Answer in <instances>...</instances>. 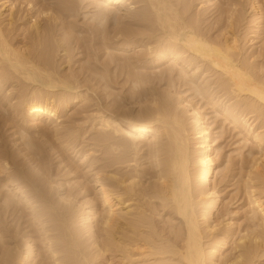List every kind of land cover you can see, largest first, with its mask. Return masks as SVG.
Returning a JSON list of instances; mask_svg holds the SVG:
<instances>
[{"label": "bare ground", "instance_id": "bare-ground-1", "mask_svg": "<svg viewBox=\"0 0 264 264\" xmlns=\"http://www.w3.org/2000/svg\"><path fill=\"white\" fill-rule=\"evenodd\" d=\"M16 1L3 0L1 4L10 17ZM18 5L19 13L28 17L29 25L23 28L32 48L29 50L27 42L22 49L23 45L13 47L0 28V106L6 107L0 115L9 112L12 120L23 119L26 128H35L34 136L51 139L77 154L73 144L80 136L79 129L74 131L60 120L62 112L73 109L83 123L95 128L90 140L93 146L104 147L101 152L105 155V163L95 166V161H86L90 153H80L91 187L81 191L83 186H75L74 199L51 178L44 153H39L38 144L30 143L32 137L21 136V146L0 143V213L12 216L18 210H28L32 222L43 229L45 263L91 264L103 258L101 264H119L120 258L116 257L117 262L112 254L120 247L123 253L126 248V264H264V202L257 191L264 184V0L53 1L58 8L51 6V0H26L24 6ZM82 10L90 14L82 13L91 22L83 25L87 33L103 34L106 54L117 46L126 53L105 60H116V67L125 70L129 86L123 100L106 101L114 77L105 67L103 71L94 67L77 73L69 66L66 71L62 67L70 58L60 63L55 60L60 51L66 55L70 50L68 40L73 33L69 34L64 19L60 24L67 31H62L57 21L61 14H65L61 19H69ZM109 20L112 28L107 32ZM141 63L143 68L154 63L165 66L151 76L139 70ZM211 75L215 81L209 80ZM12 84L19 89L13 92ZM181 86L206 98L213 110L218 109L215 113L258 149L259 155L252 157L243 173L247 206L243 214L247 229L243 231L234 230L231 211L214 215L220 195L213 176H223L226 167L217 168L215 138L199 108L178 90ZM219 90L228 95L223 96L224 103L213 98ZM259 119L262 123L252 127ZM189 139L196 145L192 160ZM143 148L145 162L138 163ZM114 167L115 173H111L109 168ZM123 168L126 171L119 173ZM54 188L58 190L55 198ZM75 192L80 195L78 200ZM122 194L127 202H134L135 210L117 208ZM114 199L119 202L115 204ZM1 215L0 264H28L36 249L24 239L26 234L16 240L21 230L5 226ZM152 215H167L177 222L160 234L150 221ZM42 217L50 220L47 230ZM67 218L70 223L80 222L84 232L74 230L78 222L68 228ZM125 219L126 245L121 248L114 234ZM94 222L99 223L96 229L102 236L97 235ZM5 239L13 240V249L5 247ZM19 242L26 246L24 251L15 247Z\"/></svg>", "mask_w": 264, "mask_h": 264}, {"label": "rangeland", "instance_id": "rangeland-1", "mask_svg": "<svg viewBox=\"0 0 264 264\" xmlns=\"http://www.w3.org/2000/svg\"><path fill=\"white\" fill-rule=\"evenodd\" d=\"M53 1L55 2L56 0H53ZM53 1L51 0V6H54V5H52ZM2 2H3V0H0V28L2 29L3 33L5 34L6 37L8 36V38L11 39V40H8V41H12V43H10V44L11 45L13 44V47L16 46V48H18V45H19V47L23 45L21 47V49H22L25 45L26 46L29 45L28 48H29V50H31V48H32V43H31L32 40L29 41V42L26 41V40H28V38H29V40L31 38L28 35V33H26L28 31L24 32V28L29 25L28 24V17H26V16L24 17V15H22V13H19V12H22V10L19 9V5H18V2H19L20 5L24 6L26 0H25V2H24V0H17L15 2V7L13 9V15L11 17L9 16V12L6 9V6H3V7L1 6ZM48 2L50 3V1H48ZM192 4H193V6L195 5L194 2ZM56 7L58 8V6H56ZM82 11H84V12H82ZM82 11H80L81 13L78 12V14H77L78 16L77 17L74 16L73 18H69L71 21L68 19V17H65V16H64V18L61 19V17H63L62 15H65V14H61V17L59 19L60 22L57 21V24L59 23L58 26L62 27V31H64V30L67 31L66 29L68 27L69 34L71 35V33L72 32L73 33L70 36L72 38L68 40V41H71V42H68V47H69L68 49H70V50H68L66 55L63 54V51H60L59 54H57L55 56V60L58 63H60V61L62 62L63 59H64L63 60V62H64L65 58H68V59L70 58L69 59V64H66L64 62V63H62V67L64 68L65 71L68 70V68L70 67V69L74 70V72L75 71L76 72L79 71L77 73H80L81 71L83 72L86 68L93 69L95 67V69L97 68V70L100 71V70L104 69V67H105L104 70L110 71L109 73L111 74V76L115 78V79L111 78V81H110V83H111L110 84V86H111L110 96L107 97L108 100H106V101H109L110 99H114V98H115L114 100L117 99V101H119L121 99L123 100V98H126L125 94L127 93V89H128L129 84L128 83L126 84V82H125V78H124V74H123V72L125 70H123V72H121L122 70H119L118 66L116 67L117 61L116 60H115V62L112 61V60H114L112 58H114L115 55H121V57H122V55H126V53L121 52V49H120L121 46H117L116 48H112L110 50V52L106 54L104 52V50L102 49V47H103L102 46V42H103V39H104L102 37L103 34H101L100 32L97 33V34L95 33L94 35H90L89 32L87 33L86 27H85L86 25L85 26H83V25L84 24H87V25L89 24L90 25L91 22L88 19L84 18L83 15L87 14L86 17H89L88 15H90V14L85 12L86 10H82ZM89 11H91V10H89ZM82 13H84V14L82 15ZM14 14H16V15H14ZM19 14H21V15H19ZM23 14H25V13H23ZM17 16L21 17V18L18 19ZM63 19H64V21H66L65 22L66 25L64 24L66 26V29H65V26L63 28V26L60 24ZM17 21H19V22H17ZM24 21H26V22H24ZM84 21H89V23H84ZM20 22L23 23L25 26L23 24H21ZM106 23H107L108 27L105 25L106 26L105 29L107 31V29L112 28V23H111V20L107 21ZM69 29H70V31H69ZM60 31H58V32L60 33ZM62 31H61V33H62ZM27 35L29 37H27ZM105 35H104V37H108V36H105ZM255 40L259 41V38H256ZM26 42L29 43V44H27ZM259 45H260V42L256 43V46H254V47L256 48ZM94 46H95V49H94ZM89 48H91V49H89ZM136 50L138 51L139 49H136ZM92 54H94V55H92ZM64 56H68V57H64ZM110 59H112L111 60L112 62L108 61L110 64L105 61V60H110ZM105 62L110 65V66H108V68H107V64ZM103 64L106 65V66H104ZM158 64L159 63H154L153 65H147L145 68H143V66H145V65L143 63H141L139 65V70H141L143 72H146V74H148V75H151L150 73H158L159 70L165 66L164 64L158 66ZM81 68H84V69H81ZM115 75L118 76V78ZM211 76L209 77V80L211 79L212 81H215V79H216V77H214L215 75L214 76L211 75ZM175 78H176V83H177V77H175ZM194 80H196V79H194ZM197 81L200 82L201 80H197ZM11 86H13V88H12L13 92H15L16 89L17 90L19 89L17 86H14V84H12ZM11 86H10V88H11ZM10 88H8V89H10ZM185 89H186V87L181 86V87H179L178 90L182 91V94L184 96H187L188 99L191 101V103L199 108L200 112L205 116L204 119H205L206 124L210 128L212 137L215 138V143H216L215 147L218 150V152H216L218 155H217V157L215 159V161L217 163V168L218 169H223V168L226 167V170H223V172H224L223 176H222V174L220 176L219 175L218 176H215V175L213 176L214 184L216 186V190L218 191V193L220 195L219 201H218V206H217V209H216L214 215L218 216L220 214L225 213L227 210L231 211L233 214L230 215V216L232 218L234 230L235 231H243L244 228L247 229L246 228V221H245V219L243 217L244 211L247 208V206H246V198H245L244 193H243L244 191L242 190L243 189L242 180L244 178L243 175H245L243 173H245V171L248 169L249 165L251 164L252 157H257L259 155L258 149L255 147V145L252 142H250L248 140L246 141L243 138V133L241 134V132H238V129H235V128L233 129L232 128L233 125L230 124V122L228 120H225L223 116L219 115V113H215V112L218 111V109H214L213 110L211 105L207 104V99L206 98H201L200 96H196V94H194L193 91L190 92V90H189V92H188V90L185 91ZM183 91H184V93H183ZM216 92H218V91H216ZM220 92L221 91L219 90V92L216 93L218 95V97L217 96L216 97L212 96V97L215 98V99L219 98V100L221 99L220 100L221 103H224L226 101L225 99L228 97V95L226 93L223 94V91H222L221 92L222 93V97H221V95H220L221 93ZM191 94H194V95H191ZM193 96H195V97H193ZM223 96H225V97L227 96V97L223 98ZM125 102H123V103H125ZM4 110L6 111V107L1 104V106H0V114H2V112ZM74 111L75 110L70 109V110L64 112V114L62 112L63 116H61L60 120H62V121L65 120L64 124H66V125L70 124L69 126H71L74 131L75 130L77 131V129H79L77 132L80 134V136H82L84 134L83 135L84 137L82 136V138H81L79 136L78 139H76L74 144H73L74 146H76L75 150L78 151L77 154H75V151L73 152L72 150H69L68 148L66 150V148L64 146L63 147L61 146V148H60L59 147L60 145L58 146V144L56 142H55V144L52 143L53 140H51V139H50V141H46V140H44L45 138L41 139V137L39 135L34 136L35 135V133H34L35 128H31V129L26 128L25 125H24L25 124L24 120L23 119H19V117L13 118V120H12V118H10L12 115L8 114L9 112H4L6 114L3 113V115H0V143H6V145L11 146L8 143H11L12 145L13 144L15 145V142H16V145L18 144L19 146H21V143L24 140L22 137L24 135H29L30 137H32V139H30V143L32 144L34 142V144H36V145L38 144L39 147L37 148V150L41 154L44 153L42 155L46 157V159H44V160L47 161L45 163H47V165H48V167L50 169L49 173H50V175L52 174L51 178L54 179V180H57V183H58V185L60 187L59 189H61L62 191H65L67 193L71 192L69 194L72 195L71 197H73L75 199L74 191H76V188L78 186H79L78 188L83 186V187H81V188H83V190L81 189V191H84V187H86V189L87 188L90 189V187H91L90 186L91 185V181H90L91 177L85 173L86 172V168H85V164L84 163L82 164L81 161H80L81 160L80 159V153H82V152L90 153L89 156L87 157L86 161H92V160H93V162L95 161L94 162L95 166L103 165V163H105V161H104L105 160L104 159L105 155H103L102 152H101V151H103L104 147H101V145L93 146V142H91V140H90L91 138H93V134H91V133H93L95 128H93V126L91 128L90 125H89V122H86V123L84 122L85 123L84 124L82 122L83 119H82L81 115L76 114ZM1 116L5 117V119H3ZM6 116L9 119L8 118L6 119ZM78 120H80V121H78ZM260 120L261 119H259V121L257 120L258 121L257 123H253L252 127H254L255 124L257 126V125H260L262 122L264 123V119H262L263 121L261 120L262 122ZM3 121H4V123L2 124ZM249 122H251V121L249 120ZM187 127L189 129V125H187ZM24 128H25V130H24ZM33 133H34V135H33ZM38 136H39V138H38ZM189 140L190 141L188 143V152H189V155H190V153L192 154V155H190L191 157L193 156L192 158L190 157L191 160H192L195 157L194 154H193V150L195 149L196 145L194 143L195 142L194 140H191V139H189ZM38 142H40L41 144L38 143ZM52 144L55 145L54 149L52 147ZM142 144H143V141L141 142V144L139 143V145H142ZM55 147H57V148H55ZM100 147H101V149H100ZM91 149H92V153H91ZM41 151H43V152H41ZM140 151L141 152H138V156H137V158L139 159L138 163H144L145 160H144L143 153H145V150L143 148ZM91 155H92V157H91ZM142 155H143V157H142ZM106 156H108V155H106ZM192 164H193V162L190 164L191 167H192ZM68 165H69V167H68ZM241 165L243 167H241ZM120 166H122V165H120ZM140 167H145V166H140ZM194 168H195V164H193V167L191 168V170H193ZM241 168H242V170H240ZM67 169H68V171L70 173H66V172H68ZM115 169H116V167L109 168V171H112L111 173H115V172H113ZM123 171H126V168H123V170H121L119 173H121ZM53 175H54V178H53ZM213 178H212V180H213ZM71 185L73 186V188H72ZM261 185H263V187ZM261 185H259V186L262 187V188L259 187L260 189H258L257 191H258V193L260 192L259 195H260V197L262 198V200L264 202V189H263L264 188V184L261 183ZM75 186H76V188H75ZM54 187H56V186H54ZM52 191L54 192V198L56 196H58L57 195L58 194V190L57 189L52 190ZM59 192H60V190H59ZM77 194L75 192V195H77ZM77 196L78 197L76 198V200L79 199L80 195H77ZM113 202H115V204H117L119 201L117 199H114ZM0 203H1V201H0ZM0 208H1V205H0ZM117 208H119L122 212H125L127 209L135 210V205H134L133 201L127 202L126 201V194H122L121 195V200L118 203ZM18 211L15 212L14 214H12V216L8 215V214H3V215H5V217L3 215H1L2 214V212H1L0 215H1V219L3 218L2 221L5 223V226L8 227V225H9L11 227V229L13 227V230H15L17 227H18V229L16 231H20L21 230L20 231L21 233H19V235L16 237V240H18V238L20 239L21 236L26 234V235H24L25 236L24 239L26 240V238H27V240H28L27 242L29 244L33 245L34 249H36L34 258L30 257L28 264H37L39 262H41L42 264H46L45 262H47V260H45V258H44L45 255H46V252H45V248H43V242H42L43 235L41 234L42 233L41 231L43 229L41 228V225H37L35 221L32 222L31 217H30L31 215H29V212H28L27 209L26 210L24 209L23 211L20 210L19 212ZM41 219H43V220H41ZM47 219L48 218H45V217L40 218V220L44 223L43 227H45V230L49 229V225H50V222H49L50 220L48 219L49 220L48 221ZM66 220H67L66 224L69 223L70 227H68V228H70V229H71V226L74 223L76 224L78 222V221H73L72 220L74 223L73 222L70 223L71 222L70 218H67ZM150 221L153 222L152 224L155 227L154 230L159 231L160 234L167 233V231L171 230L169 227L171 225H175L176 222H177L175 220H171L170 221V218L167 217V215H165V216L152 215V218H151ZM3 222H2V224H4ZM121 222H122V224H119V226L117 225L118 229L116 231L118 233H115L114 235H115V239L118 240L119 246H121V248L122 247L125 248V245H126V235H125L126 234V219L121 221ZM51 224H52V222H51ZM77 224L73 225L74 230L77 231L78 234L84 232L81 223L78 222ZM38 228H39L40 231L38 230ZM73 228H72V231H73ZM76 228H79V229H76ZM94 228H95V230L97 232V235H99V234H101V236L103 235L102 231L98 232V230H97L99 228V223H95ZM72 231H71V233H72ZM122 232H124V233H122ZM51 233H53V232H51ZM74 233L75 232H73V234ZM48 234H49V232H48ZM121 234H123V236ZM120 235L123 238H121ZM86 236L87 235L83 233L82 234V239L84 237H86ZM87 241L84 243V245H83L84 247H87V245L89 243V241L88 242ZM5 242H7L5 244L6 248L7 247L9 249H13L14 248L13 247L14 245L12 244L13 243L12 239H10L9 241H8V239H5ZM8 242L10 244H8ZM20 242L17 243L18 245H16L15 247H17V249H20L19 247H21V249L19 251H24L26 249V246L22 245L23 239H22V243H20ZM118 248H119V249H117L118 251L116 250L117 252L115 251V253L112 254V256L115 255V258L116 257L120 258V260L118 259L119 262L117 261V258H116V261L119 264H126V251H125L126 248L122 249V250H124L125 255L120 250V247H118ZM86 249L85 250L88 251L90 249V247H88ZM122 254H123V256H122ZM134 256L136 257L137 255H134ZM99 259H101L103 261V258H98V259L95 260V262L93 261L91 264H101L100 263L101 260L99 261ZM262 263H264V260L262 261ZM66 264H69V263H66Z\"/></svg>", "mask_w": 264, "mask_h": 264}]
</instances>
